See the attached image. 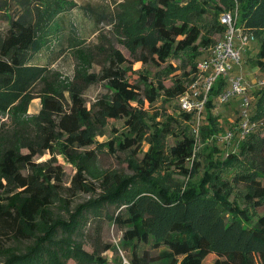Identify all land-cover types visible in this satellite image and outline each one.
<instances>
[{"label":"trees","instance_id":"16d2710c","mask_svg":"<svg viewBox=\"0 0 264 264\" xmlns=\"http://www.w3.org/2000/svg\"><path fill=\"white\" fill-rule=\"evenodd\" d=\"M69 6L63 0H41L36 19L22 13L0 36V236L13 242L10 247L0 244L1 264H67L70 259L110 264L98 252H84L75 238L87 223L85 215H98L96 206L72 216L67 228L61 227L66 221L53 218L54 205L62 201V176L55 156L42 163L36 158L55 155L56 149L78 168L73 190L88 189L86 174L102 179L107 203L119 209L109 219L123 231L120 249L129 253L127 264H203L210 254L216 256L213 264H264V214L256 211L258 204L264 206V135L255 132L240 141L236 137L239 152L222 159L225 149L213 138L224 128L213 109L223 82L207 104L201 152L190 130L192 116L179 113L180 120L169 116L159 125L156 146L144 153L137 167L148 180L163 166L173 167L189 179L183 190H168L153 179L154 186L130 189V178L98 172L91 152L81 151L92 146L110 120L125 119L128 133L118 147L135 149L138 156L146 135V103H155L160 90L170 99L187 90L200 51L225 32L220 16L227 11L237 9L242 32L254 34L260 42L253 65L264 71V0H139L133 61L112 50L100 72H91L92 56L80 50V66L72 79L62 80L33 60L57 39L63 26L59 17ZM204 19L209 20L206 35L199 24ZM188 51L192 58L184 61L191 69L175 76L171 87L160 83L157 89L148 81L129 79L135 62L161 68ZM97 83H105L108 93L88 107L85 92ZM35 98L41 99V108L28 115ZM253 119L264 126V88L256 91ZM168 137L173 138L169 148ZM238 190L245 208L232 199ZM29 239L34 242L21 250L19 244ZM145 247L159 254L152 256Z\"/></svg>","mask_w":264,"mask_h":264},{"label":"rangeland","instance_id":"374dc122","mask_svg":"<svg viewBox=\"0 0 264 264\" xmlns=\"http://www.w3.org/2000/svg\"><path fill=\"white\" fill-rule=\"evenodd\" d=\"M69 6L60 15L59 20L63 23L62 31L57 35L51 45L44 51L34 57L33 63L48 66L53 72H56L62 80L72 79L75 70L80 66V58L78 51L83 50L92 57L91 72L99 73L105 65L107 56L112 50H118L130 61H133L132 50L134 37V16L139 0H63ZM41 0H0V36L4 35L9 27L12 18H18L22 13L37 18V9ZM30 13V14H28ZM221 17V16H220ZM208 19H204L199 24L203 29V35H206L208 28ZM221 34L214 36L215 41L219 40ZM55 38V37H54ZM210 48V47H209ZM260 48V42H252L243 55V72L247 82L250 85V96L255 99V94L258 88L256 84L264 78V71L253 65L256 59V54ZM208 49V48H207ZM207 49L201 50V56L198 61H203L206 58ZM192 52L188 51L180 54L178 57H172L166 65L161 68L151 64H143L135 62L133 71L128 73L131 82H138L140 79L148 81L147 83L157 86L160 89L161 83L165 87L173 86L175 76H181L184 70H190L191 65L185 64L184 60L192 58ZM180 67L176 71V68ZM108 93L105 83H97L91 85L85 92L84 98L91 107L92 103L99 97ZM41 108V99L35 98L29 108L28 115H35ZM146 113V135L142 149L138 156H135V149L122 151L118 144L122 139L123 134L128 133L125 125V119L110 120L108 125L103 130L102 134L94 138L92 146L81 150L91 152L94 157L93 163L98 172H111L120 176L130 178L132 187L137 189L141 186H154L152 179L158 185L168 190H183L189 183V179L179 173L177 169H168L167 166L151 174V180L145 179L140 174V169L137 168L141 164V158L144 153L148 152L153 146H156L154 135L159 132V125L166 121L169 116L176 117L180 113L179 97L170 99L166 96L163 90H160L159 97L155 103L150 105L148 102L145 105ZM213 113L217 116L218 122L224 128V132L232 129L238 120L239 116V101L232 100L228 104L220 105L215 101ZM261 125V124H259ZM192 126V125H191ZM175 128V126H174ZM190 130L193 133L192 127ZM222 132V133H224ZM258 133L264 135V126L257 129ZM219 133V134H222ZM218 134V135H219ZM196 134H194L195 136ZM196 150L202 151L203 143L199 137L197 138ZM239 141L235 139L231 144L227 145L219 141L218 144L225 153L221 154L222 159L229 152H239ZM173 138L168 137L167 146H171ZM204 152L202 153V155ZM55 156L59 172L62 176V182L58 185V193L62 201H57L53 209V218L66 221L62 228H67V223L72 222V216H76L84 208L95 206L98 209L96 213H89L86 225L82 228L78 237H75L77 243L82 246V250L89 254L100 253V256L106 258L110 264H127L129 253L120 249L122 239V229L109 219L114 214H117L119 209L108 202V193L100 186L102 179L96 180L92 176L86 174V183L89 185L85 191L77 192L73 190L72 180L78 171L75 164L70 162L68 158L56 149V154L51 155L46 153L42 157H37L36 162L42 163ZM199 179V177H198ZM242 189V188H239ZM240 190L232 197L236 200L240 207L245 208V204L241 202L239 197ZM102 204V206H101ZM101 207V208H100ZM123 208V206L121 207ZM252 209V207H249ZM256 211L263 215L264 206L259 205ZM63 232L59 236H63ZM37 237V236H35ZM33 240L29 239L19 244L21 250L26 246H30ZM37 241V239H36ZM39 241V240H38ZM0 244L10 247L13 245L12 239L6 236H0ZM111 246L112 249L106 251L105 247ZM113 247L118 248L116 251ZM152 256H157L159 251L153 250L150 247H145ZM24 252V251H23ZM216 256L210 254L207 256L203 264H213ZM2 257L0 256V264ZM67 264H79L76 260L70 259Z\"/></svg>","mask_w":264,"mask_h":264},{"label":"built area","instance_id":"2783aa9c","mask_svg":"<svg viewBox=\"0 0 264 264\" xmlns=\"http://www.w3.org/2000/svg\"><path fill=\"white\" fill-rule=\"evenodd\" d=\"M220 21L226 30L220 39L207 49L206 58L198 61L197 70L192 76L193 81L179 96V105L180 113L192 116L191 127L198 138L211 94L218 84L223 82L224 89L214 102L223 105L238 100L239 116L232 129L214 136L213 140L229 145L236 137L240 141L260 127V122L253 119L254 98L249 94L250 85L243 72V55L250 44L256 41V37L252 33L242 32L238 26L237 9L223 13ZM256 87L258 90L264 88V78L257 82Z\"/></svg>","mask_w":264,"mask_h":264}]
</instances>
